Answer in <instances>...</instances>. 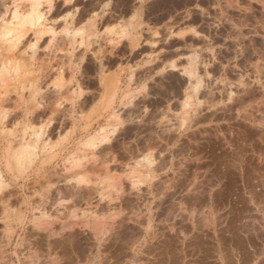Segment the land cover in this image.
<instances>
[{"label": "rangeland", "instance_id": "obj_1", "mask_svg": "<svg viewBox=\"0 0 264 264\" xmlns=\"http://www.w3.org/2000/svg\"><path fill=\"white\" fill-rule=\"evenodd\" d=\"M14 12L35 21L0 35V72L22 64L0 73V264H69L95 230L102 264L126 232L147 264L144 230L181 231L186 264H264V0H0V32Z\"/></svg>", "mask_w": 264, "mask_h": 264}, {"label": "crops", "instance_id": "obj_2", "mask_svg": "<svg viewBox=\"0 0 264 264\" xmlns=\"http://www.w3.org/2000/svg\"><path fill=\"white\" fill-rule=\"evenodd\" d=\"M124 207L128 210L127 214L130 213V211L133 209V201L130 199L127 200ZM195 210L198 216L202 215L203 209L201 207V204L199 205V207H195ZM94 219V222L96 223V216H94ZM124 222H126L128 228L130 224H133L130 223L131 219L129 218V215L126 216ZM181 235V231H170L169 233H165L164 231L153 232L144 230L142 232V239L144 241L147 239V242L145 243L143 241V244L141 246L145 262L147 264H164L166 259H170L173 264H186V262L183 261V258L186 257V253L182 248H180L182 237ZM134 238V235L129 232L122 234L120 238L126 243V264H129L130 262L128 255H130V257H133L132 250L130 249L134 247ZM110 239L112 240L113 236H111ZM101 240L102 234L96 232V230L90 233H86L85 237L83 238V247L82 244L79 246L77 257H71L69 264H102L100 251ZM196 246L198 248H201L203 245L200 242H195V247ZM115 254L117 255V253ZM205 256V254L202 255V260Z\"/></svg>", "mask_w": 264, "mask_h": 264}, {"label": "bare ground", "instance_id": "obj_3", "mask_svg": "<svg viewBox=\"0 0 264 264\" xmlns=\"http://www.w3.org/2000/svg\"><path fill=\"white\" fill-rule=\"evenodd\" d=\"M34 3V1H31V3ZM14 5V4H13ZM16 5H18V4H16ZM31 5V7H32V10H35V11H33L34 13H36L37 12V10L36 9H33L34 7H33V5L34 4H30ZM35 5H36V3H35ZM34 5V6H35ZM30 7V8H31ZM36 7V6H35ZM17 7H14V9H16ZM8 10V9H7ZM30 10V9H29ZM31 10V11H32ZM15 11V10H14ZM16 12V11H15ZM14 12V15H12L11 17H13V19L14 20H16V23H15V21H14V23L12 24V25H14V24H16V26L12 29V28H10L9 26H8V23H7V26L10 28H8L7 26L5 27V28H3L2 29V31L0 32V35L3 37V38H6L9 34H11L10 32L11 31H13L15 28H19L20 27V29L22 28V27H25L24 26V24H33V21H35V20H33V16H32V14L28 17V18H21V14H20V16L19 15H17L18 13H15ZM13 13V12H12ZM21 13V12H20ZM29 13H31L30 11H29ZM34 15V14H33ZM39 14L37 13L35 16H34V18L36 17V21L37 20H39V16H38ZM27 17V16H26ZM11 21V20H10ZM4 22V21H3ZM9 22V21H8ZM6 23V22H5ZM4 25H6V24H4ZM9 25H11V24H9ZM19 26V27H18ZM31 26V25H30ZM1 27H3V26H1ZM12 29V30H11ZM18 30V29H17ZM22 30V29H21ZM20 31V30H19ZM24 31H26V30H24ZM15 33V32H14ZM19 33H21V31L20 32H18L17 34H19ZM22 33H23V31H22ZM16 36V35H15ZM20 34L19 35H17L16 37H14V36H12L11 38L12 39H10V37H9V44L11 43V45H10V47L13 45L14 46V44H15V42H17V41H15V40H17V39H19L20 38ZM22 36H24V35H22ZM19 37V38H18ZM7 40V39H6ZM14 42V43H13ZM7 46V45H6ZM9 47V48H10ZM8 49V48H7ZM6 49V50H7ZM5 53H6V51H4ZM7 54H9V52L7 53ZM12 54V53H11ZM2 55L4 56V54L2 53ZM10 55V54H9ZM8 57V55L6 56V58ZM10 57H11V55H10ZM9 57V59L7 58V59H5L4 58V60L1 62V69H2V71L0 72V73H3V72H5V74L6 73H12V74H14V75H18L19 74V72H20V70H22L21 69V65H20V63L18 64L17 63V61L15 60V61H12L11 60V58ZM13 57V56H12ZM15 57H17V56H15ZM20 58V57H19ZM15 59V58H14ZM17 59V58H16ZM24 72V71H23ZM24 74H25V72H24ZM190 74V73H189ZM16 77V76H15ZM196 85H197V83H196ZM197 87V86H196ZM196 87H195V89H196ZM191 103V102H190ZM187 104V103H186ZM186 113V112H185ZM187 114V113H186ZM183 117H185V116H183ZM102 131V130H101ZM103 134V133H102ZM36 135H38V134H36ZM101 136V135H100ZM96 137H97V135H96ZM37 138H38V136H37ZM95 139L96 138H90V140H88V141H90V142H93V144H94V142H95ZM102 139V138H101ZM97 140V139H96ZM98 140H100L99 138H98ZM27 141H29V139L27 140ZM34 141V140H33ZM91 144V143H90ZM92 144V145H93ZM33 152H35V149H34V147L33 146H31L29 143H26V144H23L22 146H20V148H18L16 151H12L11 152V154L13 153V156L15 157V161L17 162V163H20L22 160H24L25 162H26V164H28V162L30 161V157L32 156V154H33ZM36 154V153H35ZM14 160V159H13ZM31 161H32V158H31ZM21 164H22V162H21ZM20 164V165H21ZM24 164V163H23ZM15 166V165H14ZM22 166V165H21ZM20 166V167H21ZM23 167V166H22ZM21 170V169H20ZM23 170V169H22ZM217 173V172H216ZM219 173V172H218ZM0 184H2V182H1V180H0ZM200 184V183H199ZM5 185V184H4ZM194 187V186H193ZM196 192V191H195ZM199 192V191H198ZM198 196V195H197ZM194 216V215H193ZM240 218V217H239ZM221 220V219H220ZM192 222V221H191ZM227 225V224H226ZM225 227V226H224ZM190 229V228H189ZM123 234V233H122ZM120 237V236H119ZM197 238V237H196ZM229 244V243H228ZM215 245V244H214ZM240 246V245H239ZM233 247V246H232ZM179 251V250H178ZM214 252V251H213ZM216 252V251H215ZM218 252V251H217ZM249 252V251H248ZM236 253V252H235ZM243 259V258H242ZM262 263V262H261ZM236 264V263H235Z\"/></svg>", "mask_w": 264, "mask_h": 264}]
</instances>
